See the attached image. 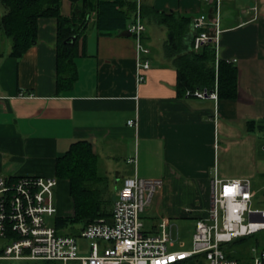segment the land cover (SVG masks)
<instances>
[{
	"label": "crops",
	"instance_id": "1",
	"mask_svg": "<svg viewBox=\"0 0 264 264\" xmlns=\"http://www.w3.org/2000/svg\"><path fill=\"white\" fill-rule=\"evenodd\" d=\"M143 3L185 15L190 26L203 13L205 28L214 32L212 4L136 0L135 10ZM77 6L81 2L60 0V13L70 16ZM5 11L0 1V176H55L56 158L84 140L98 174L113 179L114 189L132 174L162 178L144 215L154 223L190 218L194 225L207 212L214 178H247L254 197L264 192V0L220 2L215 63L236 67L235 97H219L216 87L209 91L215 97L179 95L176 70L162 51L166 27L157 23H144L148 52L142 56L150 65L145 80L136 82L132 36L97 34L93 13L77 38L75 76L57 85V18L38 17L35 42L12 56L1 29ZM54 195L59 214L68 215V179L59 178Z\"/></svg>",
	"mask_w": 264,
	"mask_h": 264
},
{
	"label": "built area",
	"instance_id": "2",
	"mask_svg": "<svg viewBox=\"0 0 264 264\" xmlns=\"http://www.w3.org/2000/svg\"><path fill=\"white\" fill-rule=\"evenodd\" d=\"M202 1L215 6L214 32L211 34L205 28V14L193 17V48L206 42L217 48L221 0ZM144 29L137 7L127 24L136 51V82L145 80L150 65L149 59L142 56L148 52L142 41ZM192 93L216 96L205 89ZM127 123L133 125L135 120L129 119ZM162 182V178L136 174L123 177L114 194L111 214L87 221L71 233L54 225L56 217L68 216L58 212L54 195L56 176H0V260H54L61 264H264V245H248L246 257L227 255L233 252L227 246L229 242L264 229V206L253 204L254 190L249 179L214 178L209 207L205 214L195 218L188 249L183 248L184 241L172 239V225L166 217H160L150 227L145 225V212Z\"/></svg>",
	"mask_w": 264,
	"mask_h": 264
},
{
	"label": "trees",
	"instance_id": "3",
	"mask_svg": "<svg viewBox=\"0 0 264 264\" xmlns=\"http://www.w3.org/2000/svg\"><path fill=\"white\" fill-rule=\"evenodd\" d=\"M6 11L1 17V29L11 39L12 56H20L35 42L37 18L55 16L57 18V85L73 80L75 76L74 57L77 54V38L84 33L86 16L93 13V23L97 34L127 32V24L134 16L136 0H69L81 2L70 16L60 13V0H0ZM143 23H157L166 27V37L162 45L163 56L176 70V89L179 95L185 91L216 87L219 97H235L237 94V70L233 64L219 59L215 63L211 42L193 48V33L190 18L173 11L155 9L150 3L139 8ZM74 35L70 42L69 36ZM84 37V34H83ZM67 39V40H66ZM146 39L142 34V41ZM66 40V41H65ZM63 76V77H62ZM59 80V83H58ZM65 80V81H62ZM251 123V122H250ZM55 176L69 181V194L73 201V215L58 216L54 225L58 229L72 223L84 225L95 218L108 216L111 210H103L100 198L89 186L99 177L97 157L88 141L73 142L55 160ZM252 234L233 241L248 242ZM257 244V243H250ZM248 244V245H250ZM229 248V247H228ZM233 249L228 256H243ZM246 254V253H245ZM61 264L54 260H10L6 264Z\"/></svg>",
	"mask_w": 264,
	"mask_h": 264
},
{
	"label": "rangeland",
	"instance_id": "4",
	"mask_svg": "<svg viewBox=\"0 0 264 264\" xmlns=\"http://www.w3.org/2000/svg\"><path fill=\"white\" fill-rule=\"evenodd\" d=\"M100 173H103L100 171ZM89 186L92 188V191L100 198L102 202V206L105 208L106 212H109L111 202L114 200V194L116 189L114 180L110 179L109 177H99L94 182H91ZM66 195V194H65ZM67 196V195H66ZM253 204L256 206H264V192H260L257 196L253 199ZM58 207V206H57ZM67 213V212H65ZM68 215H73V210L69 212ZM153 219L151 217L145 218V225L146 227H150ZM172 226L170 228L171 237L174 241L181 240L184 241L183 248L188 249L190 248V230L192 229L193 222L190 218L188 219H181L177 218L175 220H171ZM79 227H81L80 223H72L69 224L68 228L71 231H78ZM79 241V240H78ZM250 243H257L258 245H264V229L255 232L248 238V242H229L227 246L229 248H234V250H238L239 254H242L244 257L247 256V246ZM85 252V251H83ZM9 261L7 260H0V264H6ZM28 264V263H27ZM67 264H74L72 262H68Z\"/></svg>",
	"mask_w": 264,
	"mask_h": 264
},
{
	"label": "water",
	"instance_id": "5",
	"mask_svg": "<svg viewBox=\"0 0 264 264\" xmlns=\"http://www.w3.org/2000/svg\"><path fill=\"white\" fill-rule=\"evenodd\" d=\"M68 39H70V42H72V40L74 39V35L69 36ZM66 40H67V39H66ZM66 40H65V41H66ZM87 221H88V219H87ZM108 221L111 223V222H112L111 218H108Z\"/></svg>",
	"mask_w": 264,
	"mask_h": 264
}]
</instances>
